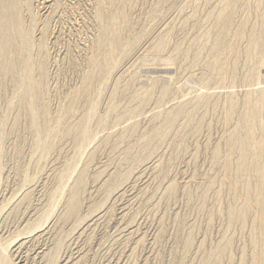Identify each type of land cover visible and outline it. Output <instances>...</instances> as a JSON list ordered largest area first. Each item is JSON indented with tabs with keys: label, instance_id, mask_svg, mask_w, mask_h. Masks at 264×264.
<instances>
[{
	"label": "rangeland",
	"instance_id": "rangeland-1",
	"mask_svg": "<svg viewBox=\"0 0 264 264\" xmlns=\"http://www.w3.org/2000/svg\"><path fill=\"white\" fill-rule=\"evenodd\" d=\"M263 18L264 0H0V262L263 264Z\"/></svg>",
	"mask_w": 264,
	"mask_h": 264
},
{
	"label": "bare ground",
	"instance_id": "bare-ground-1",
	"mask_svg": "<svg viewBox=\"0 0 264 264\" xmlns=\"http://www.w3.org/2000/svg\"><path fill=\"white\" fill-rule=\"evenodd\" d=\"M8 17H9V16H8ZM8 17H7V18H8ZM11 17H12V16H11ZM12 18H13V17H12ZM12 18H11V19H12ZM14 19H15V16H14ZM14 19H13V20H14ZM263 19H264V18H263ZM5 20H6V19H5ZM8 20H9V19H8ZM9 21H11V20H9ZM11 22H12V21H11ZM262 23H263V22H262ZM107 25H108V24H107ZM13 26H14V24H13ZM15 29H16V28H15ZM259 29H260V28H259ZM116 31H117V30H116ZM17 32L19 33V31H17ZM251 32H252V31H251ZM260 32H261V31H260ZM21 33H22V32H21ZM119 33H120V32H119ZM254 33H255V32H254ZM262 33H264V32H262ZM262 33H261V34H262ZM238 34H239V33H238ZM259 34H260V33H259ZM240 35H241V34H240ZM243 35H244V34H243ZM238 36H239V35H238ZM249 36H250V35H249ZM248 38H249V37H248ZM257 38H258V36H257ZM118 39H119V38H118ZM260 39H261V38H260ZM116 40H117V39H116ZM6 41H7V40H6ZM119 41H121V40H119ZM256 41H257V39H256ZM259 41H260V40H259ZM261 41H262V40H261ZM8 42H9V41H8ZM263 42H264V40H263ZM9 43H10V42H9ZM118 43H119V42H118ZM118 43H117V44H118ZM10 44H11V43H10ZM10 44H9V45H10ZM114 44H115V43H114ZM114 44H113V46H114ZM7 45H8V44H7ZM11 45H12V44H11ZM115 46H116V45H115ZM4 47H5V46H4ZM6 47L8 48V46H6ZM11 47H13V46H10L9 48H11ZM233 47H235V46H233ZM9 48H8V49H9ZM113 48H114V47H113ZM117 48H118V47H117ZM119 48H120V46H119ZM260 49H261V48H260ZM20 50H21V49H20ZM22 50H23V49H22ZM258 50H259V49H258ZM0 51H1V50H0ZM229 51H230V50H229ZM251 51H252V50H251ZM10 52H11V51H10ZM256 52H257V51H256ZM9 56H10V55H9ZM16 56H17V55H16ZM252 56H253V55H252ZM256 57H257V56H256ZM263 57H264V56H263ZM96 59H97V58H96ZM9 60H10V59H9ZM9 60H8V62H9ZM14 60H15V59H14ZM262 60H263V59H262ZM20 61H22V60H20ZM98 61H99V60H98ZM100 61H101V60H100ZM258 61H259V59H258ZM12 62H13V61H12ZM6 63H7V62H6ZM13 63H14V62H13ZM22 63H23V62H22ZM98 63H99V62H98ZM98 63H97V64H98ZM257 63H258V62H257ZM257 63H256V64H257ZM1 64H2V62H1ZM11 64H12V63H11ZM2 65H3V64H2ZM9 65H10V63H9ZM9 65H8V66H9ZM13 65H14V64H13ZM15 65H16V64H15ZM19 65H20V64H19ZM263 65H264V64H263ZM6 66H7V65H6ZM20 66H21V65H20ZM257 66H258V65H257ZM10 67H11V66H10ZM15 67H16V66H15ZM17 67H18V66H17ZM261 67H262V65H261ZM261 67H260V69H261ZM11 68H12L11 71H13V66H12ZM170 68H171V67H170ZM170 68H168V69H170ZM263 68H264V67H263ZM8 69H9V68H8ZM4 70H5V68H4ZM9 70H10V69H9ZM9 70H8V72H9ZM112 70H113V69H112ZM263 70H264V69H263ZM5 71H6V70H5ZM92 71H93V70H92ZM116 71H117V70H116ZM163 71H164V70H163ZM166 71H167V70H165V72H166ZM168 71H169V70H168ZM168 71H167V72H168ZM219 71H220V70H219ZM222 71H223V69H222ZM90 72H91V71H90ZM169 72H170V71H169ZM257 72H258V71H257ZM262 72H263V71H262ZM115 73H116V72H115ZM259 73H260V72H259ZM7 74H8V73H7ZM10 74H11V73H10ZM168 74H169V73H168ZM113 75H114V74H113ZM160 75H161V74H160ZM262 75H263V74H262ZM8 76H9V75H8ZM10 76H11V75H10ZM89 77L91 78V76H89ZM118 77H119V76H118ZM256 77H257V76H256ZM27 78H28V77H27ZM258 78H259V77H258ZM86 80H87V79H86ZM116 80H117V79H116ZM167 80H169V79H167ZM262 80H263V79H262ZM256 81H258V80H256ZM34 82H35V81H34ZM153 82H154V81H153ZM150 83H151V82H150ZM154 83H155V82H154ZM32 84H33V82H32ZM84 84H85V86H86V83H84ZM35 85H36V83H35ZM151 85H152V84H151ZM33 87H34V86H33ZM152 87H153V86H152ZM34 88H35V87H34ZM31 89H32V87H31ZM31 89H30V90H31ZM83 90H84V89H83ZM85 91H86V90H85ZM84 93H85V92H84ZM27 94H28V93H27ZM33 95H34V94H33ZM89 95H90V94H89ZM39 96H40V95H39ZM263 96H264V95H263ZM33 97H34V96H33ZM108 97H110V96H108ZM38 99H39V98H38ZM111 99H112V98H111ZM256 99H257V98H256ZM258 99H259V98H258ZM34 100H35V99H34ZM249 101H250V100H249ZM253 101H254V100H253ZM256 102H258V101H256ZM263 102H264V101H263ZM260 103H261V102H260ZM254 105H255V104H254ZM252 107H253V105H252ZM254 107L256 108V105H255ZM257 108H258V107H257ZM47 109H48V108H47ZM47 112H48V111H47ZM245 112H246V111H245ZM43 113H44V112H43ZM246 113H247V112H246ZM36 114H37V113H36ZM41 114H42V112H41ZM38 115H39V114H38ZM257 115H258V114H257ZM262 116H263V115H262ZM258 117H259V116H258ZM42 118H45V117H42ZM256 118H257V116H255V114H254V115L252 114V115L249 116V119H248L249 121H248V122H249L251 125H254L256 122H259L258 119H257V121H256ZM46 121H47V120H46ZM261 121H262V120H261ZM263 121H264V119H263ZM262 123H263V122H262ZM262 123H261V124H262ZM79 124H80V123H79ZM263 124H264V123H263ZM263 124H262V125H263ZM78 127H79V126H78ZM260 129H261V127H260ZM253 130H254V128H253ZM262 130H264V128H262ZM247 131H248V130H247ZM250 131H251V129H250ZM52 132H53V130H52ZM251 132L253 133L254 131H251ZM234 135H235V134H234ZM237 135H238V134H237ZM240 136H241V135H240ZM240 136H239V137H240ZM230 139H231V138H230ZM232 139H233V138H232ZM255 139H256V138H255ZM244 140H245V139H244ZM231 141H232V140H231ZM238 141H239V140H238ZM258 141H260V142L258 143ZM258 141H256V143H258V144H257V146H256L255 148H253L254 145L252 146V144H251V143H250V144H251V146H252L253 149H256V150L259 151V150H262V149H263V146H264V143H263V142H264V135H263V138H262L261 140L258 139ZM234 142H235V141H234ZM236 143H238V142L236 141ZM244 143H246V142H243V143L241 142V145H243ZM252 143L254 144V141H253ZM256 143H255V145H256ZM241 145L239 146L240 148L243 147V146L241 147ZM245 145H246V144H245ZM246 146H247V145H246ZM246 146H245V147H246ZM248 146H249V145H248ZM239 147H238V148H239ZM241 150H243V149H241ZM244 150L246 151V149H244ZM250 150H251V149H250ZM256 150H255V151H256ZM263 150H264V149H263ZM263 150H262V151H263ZM255 151H254V152H255ZM240 152H242V151H240ZM263 152H264V151H263ZM242 153H243V152H242ZM249 153H250V152H249ZM262 155H263V154H262ZM255 158H256V157H255ZM256 161H257V160H256ZM245 162H246V161H245ZM249 166H250V165H249ZM251 166H252V165H251ZM251 166H250V168H251ZM252 169H253V168H252ZM258 169H259V168H258ZM254 170H255V169H254ZM252 171H253V170H252ZM255 171H259V170H255ZM259 172H260V173L262 172V174H263V179H264V170H263V168H262L261 171H259ZM254 173H255V172H254ZM256 173H257V172H256ZM260 177H261V176H260ZM80 179H81V178H80ZM263 179H261L260 181H262ZM262 182H264V181H262ZM81 184H82V183H81ZM248 184H249V183H248ZM261 184H262V183H261ZM263 184H264V183H263ZM263 184H262V186H264ZM81 186H82V185H81ZM249 186H250V184H249ZM249 186H248V187H249ZM253 186H254V185H253ZM262 186H261V188H260V186L258 185L259 188H258V190H256V191L258 192L260 189H262ZM246 187H247V186H246ZM248 187H247V188H248ZM249 188H250V187H249ZM253 189H254V187H253ZM256 189H257V188H256ZM263 189H264V187H263ZM263 189H262V191H263ZM249 190H250V192H251V188H250ZM249 190H248V191H249ZM257 192H256V193H257ZM259 192H261V190H260ZM254 193H255V192H254ZM263 193H264V192H263ZM259 194H260V193H259ZM257 195H258V194H257ZM261 195H263L262 192H261ZM261 195H260V196H261ZM249 196H250V194H249ZM249 196H248V197H249ZM251 196H252V195H251ZM251 196H250L249 198H251ZM256 197H257V196H256ZM258 197H259V196H258ZM258 197H257V198H258ZM246 199H247V198H246ZM258 200H259V199H258ZM261 200H262V198H260V200H259V203H260L259 206H260V207H259V208H256V209H260V210L262 209L261 211H262V213H263V211H264V200H263V201H261ZM249 201L251 202V200H249ZM249 201L247 200L246 205L244 204V207H243L244 209L242 208L243 211H242L241 214L247 212V209H249V208L252 207V205L250 206V202H249ZM256 201H257V200H256ZM260 201H261V202H260ZM252 202H254V201H252ZM252 202H251V204H252ZM254 203H255V202H254ZM254 203H253V204H254ZM259 203H258V204H259ZM74 205H75V204H74ZM253 206H254V205H253ZM257 206H258V205H257ZM240 209H241V208H240ZM247 213H248V212H247ZM256 213H257V212H256ZM260 213H261V212H260ZM262 213H261V214H262ZM241 216L243 217L244 215H241ZM257 216H258V215H257ZM260 216H261V215H260ZM262 217H264L263 214H262ZM262 217H260L261 220H263ZM258 218H259V217H258ZM245 220H246V219H245ZM263 221H264V220H263ZM263 221H262V223H263ZM259 224H260V223H259ZM262 225H264V224H262ZM262 225H261V227H262L261 229H264V228H263L264 226H262ZM263 231H264V230H263ZM262 237H263V235H262ZM228 244H229V243H228ZM262 244H263V243H262ZM258 245H259V243H258ZM17 246H18V245H17ZM17 246H16V247H17ZM255 246H256V245H255ZM259 246H260V245H259ZM262 246H263V245H262ZM263 247H264V246H263ZM256 248H257V246H256ZM259 249H260V248H259ZM259 249H258V250H259ZM260 251H261V250H260ZM258 252H259V251H258ZM253 253H254V252H253ZM254 259H255V258H254ZM259 259H260V258H259ZM261 259H262V258H261ZM262 263H263V262H262ZM0 264H6V262H3V261H2V262H0ZM10 264H13V262L10 263ZM257 264H258V263H257ZM263 264H264V263H263Z\"/></svg>",
	"mask_w": 264,
	"mask_h": 264
}]
</instances>
